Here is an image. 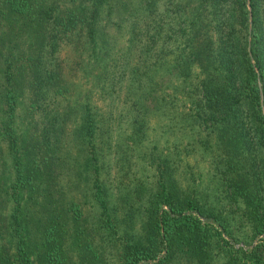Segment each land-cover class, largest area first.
<instances>
[{"label": "trees", "instance_id": "trees-1", "mask_svg": "<svg viewBox=\"0 0 264 264\" xmlns=\"http://www.w3.org/2000/svg\"><path fill=\"white\" fill-rule=\"evenodd\" d=\"M0 166V264H264V0H0Z\"/></svg>", "mask_w": 264, "mask_h": 264}, {"label": "rangeland", "instance_id": "rangeland-1", "mask_svg": "<svg viewBox=\"0 0 264 264\" xmlns=\"http://www.w3.org/2000/svg\"><path fill=\"white\" fill-rule=\"evenodd\" d=\"M60 55H62V52H60ZM122 94H124V92L120 91ZM84 93V90H82L80 93H79V97L78 99H81V94ZM91 97H92V101H94L95 103H97V107L99 108L100 107V110H106L108 108V98L105 97L104 95H100L98 94L97 92H92V94L90 93ZM115 103V102H114ZM118 104V103H116ZM24 110L23 108V104H21L20 106H17L16 108V114H19L22 113ZM29 120L27 117H24L21 121V126H24V122ZM108 124L110 126L109 130H110V135L112 134L111 136V141L115 140L116 136H115V132H117V124L114 123L113 121L109 122L108 121ZM31 124V123H29ZM71 129H72V124L68 125L67 126V131L71 132ZM152 128H148L147 129V132L149 135H152V131H151ZM23 132V130H22ZM74 132H71V136L73 135ZM163 138V137H162ZM172 137H169V141L167 144H169L170 140H171ZM110 141V142H111ZM182 143V142H181ZM70 147V145H69ZM73 153L71 154V156H69V160L67 161H64L62 162V165L59 166V167H62V169L60 170V174H59V177H60V181H65L63 179H70L68 181H65V183L61 186V189L64 190V197L68 198V197H74L75 200H79L80 201V207L83 211H87L88 214H91V213H95V210L93 208H89L90 207V191H89V178H88V174H89V171H90V168L89 169H86L85 170L83 169V162H82V158H81V155H79L74 149L72 150ZM105 157H106V161L108 163V172L110 173L109 174V178H108V181L106 182V184L109 186L108 190L110 192L109 194V199H112L113 196L116 197L117 195V189H116V185L119 183L118 180L116 181V178H117V174L114 172H116L115 170H118V173L121 172V170L116 168V162H115V159L117 157V155L114 153V146L110 144V149L105 146ZM73 155L75 157V161L73 160ZM76 157L78 159H76ZM135 157V155H134ZM81 158V159H79ZM187 159H189L188 161L191 163L193 162L194 164L191 165V169L193 171V174H192V178H188L190 175H189V168H180L179 166V173H178V181L179 183L184 186L185 183H187L189 180H191L193 182V186L196 187V191L197 193L199 194H203L202 191L200 190V187L198 185V182H197V173H200L201 170L204 171L205 170V167L207 166V162L205 160H202V159H199V158H195V162L192 160V158L187 157ZM1 167V166H0ZM6 168V166H5ZM132 169L134 170L135 169V166H132ZM132 169H128V170H132ZM88 172V173H87ZM4 175H6V172L4 171ZM3 175V176H4ZM131 176V174L129 176L127 175H122L121 176V179L123 182H127L129 177ZM7 182V180H3L2 181V186H3V189H4V183ZM70 183V184H67V183ZM67 184V185H65ZM66 189V191H65ZM26 190L27 189H21L20 191L22 192V195H25L26 194ZM4 191V190H3ZM112 194V195H111ZM203 196V195H201ZM66 200H69V199H66ZM3 203H6L5 201ZM46 203V202H44ZM2 204V203H1ZM0 204V216L3 217V216H6V211H7V204H6V207L1 205ZM121 206L124 204V200L122 199H119V203ZM37 205V204H35ZM226 208V207H225ZM224 208V209H225ZM89 210V211H88ZM226 210V209H225ZM225 235V234H223ZM226 236V235H225ZM224 236V237H225ZM258 237V236H256ZM256 237H254L250 243H253L256 239ZM239 244H242V245H245L243 243V241H240ZM250 245V244H249ZM112 259L109 257V258H105V260L102 262V264H105V263H108V261L110 262Z\"/></svg>", "mask_w": 264, "mask_h": 264}]
</instances>
